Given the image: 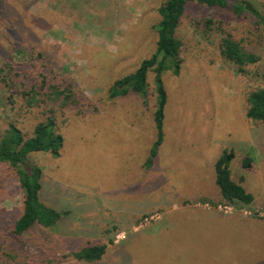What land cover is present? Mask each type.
Wrapping results in <instances>:
<instances>
[{"label":"rangeland","instance_id":"374dc122","mask_svg":"<svg viewBox=\"0 0 264 264\" xmlns=\"http://www.w3.org/2000/svg\"><path fill=\"white\" fill-rule=\"evenodd\" d=\"M228 1H250L264 14V0ZM160 3L0 0V68L12 56L15 78L12 87L0 75V139L12 126L30 138L51 111L64 139L59 157L28 155V163L42 169L40 203L61 218L49 229L34 225L27 244L6 235V219L22 212V193L14 170L0 164V246L28 248L26 262L44 264L106 245L102 260L93 264H264V224L258 223L264 218L255 214L264 208V124L246 118L248 94L264 88V26L248 13L186 7L176 30L182 42L179 74L161 75L167 100L156 146L154 73H148L147 98L112 97L109 89L155 52L152 26ZM218 27L255 52L258 62L238 73L224 61ZM33 41L35 60L26 50ZM44 50L54 62L48 72L37 61ZM24 73L35 77V88ZM71 85L87 99L77 112L60 105L61 92ZM224 150L234 151L232 179L254 198L231 212L253 221L219 214L228 211L215 185L214 163ZM244 158L251 161L248 169L241 166Z\"/></svg>","mask_w":264,"mask_h":264},{"label":"trees","instance_id":"16d2710c","mask_svg":"<svg viewBox=\"0 0 264 264\" xmlns=\"http://www.w3.org/2000/svg\"><path fill=\"white\" fill-rule=\"evenodd\" d=\"M191 4L207 8L226 9L236 16L248 13L254 19L255 24L264 26V14L250 1L231 3L228 0H161V3L156 9L158 21L152 26V30L156 36L155 52L149 58L143 60L135 72L114 81L109 89L112 97L126 96L127 94L133 93L147 98L149 94L147 82L148 73H154V92L156 94V110L154 112V122L157 131L156 146L161 143L163 137L162 126L164 108L167 100L161 75L167 71H171L175 76L179 74L181 65L179 53L182 42L176 36V30L186 7ZM206 25L211 27L212 21L208 20ZM215 30L222 34L218 46L221 57L224 61L232 64L238 73H244L246 67L258 62V57L255 52L244 47L241 41L236 40L230 33H226L220 27ZM30 38L36 40V35L30 34ZM33 43L34 41L29 42L26 50L29 52L30 58L35 60L32 57L35 52V44ZM35 48L37 49L38 46ZM40 53L39 57L41 59L38 60L37 58V61L41 63L39 67L44 72H48L47 70L51 69L54 65L53 57L46 50ZM11 58L12 56H9L5 60L6 62L3 63L0 68V75H2L1 82L5 83V85L12 84V87H15V78L11 75L12 70H14L13 65L10 63ZM29 65H32V63H29ZM24 75L25 80L35 88L37 85L35 77L33 75L28 76L26 73ZM44 78L47 77L44 76ZM73 87L74 85H71L70 88L68 87L61 92L62 99L60 105L62 109L77 112L79 109L82 110L83 102H87V99L82 97L81 93H76ZM33 89L31 91H34ZM23 94L25 95L26 93ZM32 98L27 102V106L29 107L34 103ZM79 98L82 102L78 101ZM246 102V118L254 123L264 124V88L250 92ZM53 112L51 111L48 114L49 116L44 122L35 126L33 135L30 138L24 139L21 131L12 126L6 130L0 139V164H6L14 170L22 193L21 214L18 217L9 216L5 223V228H8L6 235H9L11 241L15 244H23V242L27 244L29 239H26V237L34 225H39L42 230L49 229L61 218V215L57 211L40 203L39 191L41 189L42 169L29 164L27 160L29 154L37 152L47 153L53 157L60 156L64 139L57 132ZM233 158L234 151L224 150L216 160L214 163L215 185L224 203L233 206L236 210H240L243 207L250 206L254 198L252 194L245 191L241 181L236 182L232 179L230 163ZM24 163L26 167L23 165ZM241 166L244 169L250 168V159L244 158ZM200 203L215 205L209 200H202ZM2 233L5 232L0 231V234ZM0 249L4 254L0 255V264H30L24 260L27 257L26 253H28V248L22 251L21 247L13 249L8 247L2 248L0 246ZM34 253L32 252V254ZM105 253L106 245H93L87 246L78 252L57 255L55 256L56 258L54 257L45 263L56 264V261L65 263L66 261L73 260L93 264L100 262ZM31 262H35V260H31Z\"/></svg>","mask_w":264,"mask_h":264},{"label":"crops","instance_id":"0c3cea01","mask_svg":"<svg viewBox=\"0 0 264 264\" xmlns=\"http://www.w3.org/2000/svg\"><path fill=\"white\" fill-rule=\"evenodd\" d=\"M219 214H222L223 216H231V215H234V214H240V215H242L243 216V218L244 219H248V220H250V221H253L254 220V218H251V217H249L248 215H246V213H242V212H228V213H219ZM205 215H207V216H212V215H209V213H206ZM258 223L259 224H261V223H263L264 224V220H259L258 219Z\"/></svg>","mask_w":264,"mask_h":264},{"label":"built area","instance_id":"2783aa9c","mask_svg":"<svg viewBox=\"0 0 264 264\" xmlns=\"http://www.w3.org/2000/svg\"><path fill=\"white\" fill-rule=\"evenodd\" d=\"M232 209H235V208L233 206H230V205H227L224 207V210L228 211V212H231ZM228 212H226V213H228ZM255 214L258 215V217H260V218H264V208L258 209V211L255 212Z\"/></svg>","mask_w":264,"mask_h":264},{"label":"water","instance_id":"95a60500","mask_svg":"<svg viewBox=\"0 0 264 264\" xmlns=\"http://www.w3.org/2000/svg\"><path fill=\"white\" fill-rule=\"evenodd\" d=\"M24 166L26 165L25 163L23 164ZM26 167V166H25Z\"/></svg>","mask_w":264,"mask_h":264}]
</instances>
